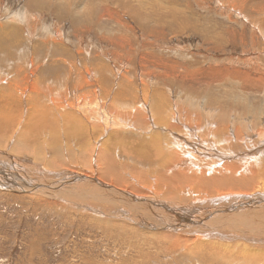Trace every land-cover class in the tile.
Masks as SVG:
<instances>
[{"label": "rangeland", "instance_id": "374dc122", "mask_svg": "<svg viewBox=\"0 0 264 264\" xmlns=\"http://www.w3.org/2000/svg\"><path fill=\"white\" fill-rule=\"evenodd\" d=\"M69 6L68 0H0V26H4L0 27L1 106L10 102L9 81L22 94L26 77L41 82L43 88L46 84L54 91L62 88L70 100L117 92L113 106L129 102L134 110L146 88L153 96L175 94L178 103L188 106L193 99L194 110L199 105L211 113L246 119L258 133L256 139H246L251 146L247 148L259 158L242 156L246 146L241 143L236 142L239 147L234 149L232 143L223 145L218 140L208 146L205 157L198 154L197 159L200 146L193 145L185 131H177L179 127L157 120L146 126L136 121L118 126L107 119L103 107L95 117L88 106L81 107L84 112L73 123L63 120L53 126L78 129L72 145L67 142L71 152L65 158L54 150L53 136L26 140L27 126L34 122L27 109L18 134L3 151L14 158L18 155L11 150L20 152L26 163L41 168L33 171L23 166L6 172L43 175L48 187L43 180L36 192L20 193L13 189L14 181L0 179L7 185L0 186V264H240L247 257L250 262L255 259L254 264H264V243L215 234L222 226L228 228L222 222L230 216L223 212V217L200 218L212 226L198 225V232H193L190 223L170 235L156 234L152 231H163L109 218L113 205L107 201L64 192L72 185H53L55 171L81 167L90 176L70 177L94 179L98 186L129 193L133 191L130 184L156 188L170 197L165 199L177 201L174 196L199 191L201 182L189 177L208 176L213 181L214 173L222 169L223 174L254 176L257 184L249 193H257L264 185V0H72ZM15 28L20 31L15 33ZM28 94L23 93L22 104L17 103L28 105ZM19 95L16 91L14 96ZM9 112L0 108V136L15 126L9 123ZM1 116H6L5 123ZM170 128L181 133L178 139ZM215 148L222 149L216 153ZM113 156L129 182L126 187L103 175ZM8 160L11 167L12 160ZM176 161L172 170L169 166ZM130 164L140 172H134ZM211 169L214 173H209ZM10 179L20 181L16 176ZM44 190H52L54 196ZM220 196L209 193L200 200L189 198L192 203L188 202L187 209L199 206L210 213L219 206L215 198ZM125 209L133 212L132 207Z\"/></svg>", "mask_w": 264, "mask_h": 264}, {"label": "bare ground", "instance_id": "6f19581e", "mask_svg": "<svg viewBox=\"0 0 264 264\" xmlns=\"http://www.w3.org/2000/svg\"><path fill=\"white\" fill-rule=\"evenodd\" d=\"M71 2L72 0H68V7H70L69 5ZM67 11L74 12L71 8H67ZM10 23L11 22H9V24ZM5 26L7 27V23ZM2 27L4 28V26ZM19 31L18 29H16L15 33H18ZM25 79L28 80V84L26 87L23 86L20 90L23 91L24 95L29 93V106L25 104L22 105L24 107L21 108L22 106L17 103V101H19L22 104L24 100V95L23 93L21 94L18 89H16V85L14 86L13 82L11 81H9V84L11 85L10 87L12 88V90H10L9 88L11 95L8 94L10 95V102L5 103L3 100V106L0 105V108L10 110L8 115L12 116L10 118L9 123L12 122L13 125L15 124V126H13V129H8L5 135L0 136V148L2 150H0V179L14 181L15 184L13 185L15 188L13 189H16L20 193L36 192V190L43 185V180H45V188L48 187V181L43 175H38L35 173H31L32 175H29L27 172H23L20 174L6 172V170L10 168L23 166H28L33 171H37L39 168H41V165H29L28 163H26L23 156H21L23 154L20 152L11 150L10 153H15L18 155V157L14 158L11 156H7V154L9 155V153L3 151V148H7L10 142L18 134L19 124L23 121L24 114L27 109L31 110L33 114L32 116L34 117V122L32 123L30 121L27 126V135L25 137L26 140H36L37 138L40 139V137L42 138V134H45V137L47 138H52L53 136L54 139L52 138V144L54 150L58 153H61L65 158L67 157L68 153L71 152V150H69L68 148L67 142L69 141L71 144V140L78 134V129L60 128L53 126L57 122L63 120L69 123H73L75 121L74 117L84 112V110L81 108L83 106H88L89 113L95 117L99 115L100 109L103 107L107 113V119L118 126H127L134 123L135 121L140 126H146L149 123H152L157 120L159 122L166 123L168 127H179L177 131H185L189 135L185 137L191 139L193 141V145L200 146L201 152H196L197 159H199L198 154H201L205 157L204 153L208 150V146L212 142L218 140L223 145H229L232 143L230 147H233L234 149H237L239 147L236 142L241 143L243 146H246V150L244 148V150L241 151L242 156L250 155L252 157L259 158V155H257L256 153L249 152L247 148V146H251L247 144L246 139L248 137L256 139L258 133L255 132L253 126L248 123L246 119L240 116H234L235 114L226 115L218 112V114H216V112L214 111H212L213 113H211L210 111H208L209 109L200 107L199 105L197 106V109L194 110V107L196 105L192 101L193 99L191 100L192 106H188L186 104L187 102L185 104L184 102L178 103L175 98V94H173V96L171 97H168L163 93H161L160 95L156 94V96H153L154 93H150V90H145V88L143 91V99L136 103L138 105V108L137 110H134L133 107L128 104L129 102L122 103L119 105L116 104L117 106L115 107L113 106V103L117 99V92H115V96L103 93L102 95H90L80 97L77 100H70L67 96L63 94L62 88H59L60 92L54 91V89L52 90V87L49 84H46L45 88H43L40 87L42 84L39 85L41 82L39 83L37 81V83H35L33 80L31 81V79L27 77ZM16 91L20 93L19 96L22 98V100L20 97L14 96L16 95ZM38 95L42 96L41 99L37 97ZM114 98L116 99L114 100ZM117 103H119V101ZM203 103L205 104V106L208 107L205 102ZM7 104L13 105L14 107L10 106L9 108L7 107ZM89 104H91L92 107H90ZM216 104L220 105L219 102H216ZM16 107L18 109H16ZM190 107H193V109H191ZM1 119L3 123L7 121L6 116H1ZM8 127L11 128V126ZM168 131H170V134L174 136L175 139H178V137H180L179 135L181 133L176 134V131L171 128L168 129ZM25 144L26 143L24 142V145ZM18 149H23V147H18ZM220 149L222 148H215L214 151L216 153H219ZM246 151L248 152V154ZM9 158L12 160L11 167L8 166L10 164L8 160ZM4 159L6 161H4ZM101 160L108 163V159ZM111 160V165L103 171V175L114 177L118 184L124 185L125 187V184H127L128 186L129 182L127 179H125V176L122 173L120 163L117 161L115 156H113L110 161ZM90 162H93V159H90ZM177 163L178 161L174 162L169 167H172L171 169L174 170V165ZM205 165L207 164H204V166ZM60 166L62 165H59L56 168H59ZM130 167L134 170V172H140L139 168H137V165L130 164ZM83 169L84 168L78 167L73 168L71 170L63 169L55 171L53 173L55 175V181L53 185L57 186L55 188L65 187L66 185H72L71 188H68L69 191L64 192H72L77 197H80L81 194V197L86 199L100 198V202L107 201L106 204L113 205V208H111L113 214L109 217L111 219H118L122 222L128 224L131 223L133 225L137 224L148 231H163H152V233L170 235L173 233L172 231H176L178 229L185 230L190 223L195 229L193 232H198L200 230V228L197 227L198 225H201L202 227L212 226L208 222L200 221V218H209L210 215H221L223 217V214H221L223 212L230 216L229 219L227 217V221H225L224 223L222 222V224L224 225L227 224L228 228L222 226L220 229H217L215 234H220L223 236L234 235L237 237H243L246 241H248L249 239H253L254 241L259 240L261 243H264V185L261 186L260 190L257 191V193H255L256 190L254 193H249V190L252 189L251 187L257 184V181L255 183V180L257 179L254 178V176L250 177L251 174L249 175V177H247L246 174L245 176L240 175V177H238V174V176H236V174H223L222 172L220 173L222 169L219 170V173H214L215 170L211 169L212 171H210L209 173H214V176L212 174L214 179L213 181L208 180V176L198 177V175H196V179H194L193 177H189L188 179L190 180L201 182V185L198 187L199 191H189L187 195L173 197V199H179L183 201L181 202L179 200L176 201L165 199L170 197L163 196L162 192L156 188H150L149 190L145 188L139 189L138 186L130 184V187L133 191L129 193L108 186H98L95 184L97 183V181H95L94 179H90L92 181L90 182L86 181L85 179H73L72 177H70L80 175L90 176L89 171H85ZM93 171L97 174L99 173V171L96 169H94ZM203 172L206 175L208 174L205 170H203ZM47 173L48 171L45 170V175ZM175 173L177 172L175 171L174 174ZM14 176L20 177V181L10 179ZM218 183H222L229 186L231 188V191H225L223 186ZM0 186L3 188L7 187L5 183H0ZM84 190L93 193L84 194L82 193V191ZM51 191H45V193H51ZM209 193L215 195H222L220 197L215 198V200L218 201L219 206H217V208L218 210H220V212H216L215 209L217 208L214 207L212 208V212L214 211L213 214L212 212L208 213L207 211H204L205 208H200L199 206H194L192 208H190L189 206L190 209H187V206L190 205V203L188 204V202L190 201L189 198H193L194 200H200L203 195H208ZM35 195L36 197L41 196V194ZM51 195L53 194L51 193ZM231 205H234V207H229ZM127 207H132L133 212H130L131 209H125ZM133 207H136L140 210L136 209V212ZM142 210L144 214L146 213L147 217L143 215ZM219 226H221V224H219ZM261 257L262 256H260L259 258L261 259ZM255 262V259L250 262V257H247L245 258V261L240 264H254Z\"/></svg>", "mask_w": 264, "mask_h": 264}]
</instances>
